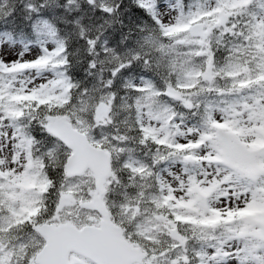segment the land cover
I'll return each mask as SVG.
<instances>
[{"label":"snow or ice","instance_id":"obj_1","mask_svg":"<svg viewBox=\"0 0 264 264\" xmlns=\"http://www.w3.org/2000/svg\"><path fill=\"white\" fill-rule=\"evenodd\" d=\"M0 264H264V0H0Z\"/></svg>","mask_w":264,"mask_h":264}]
</instances>
